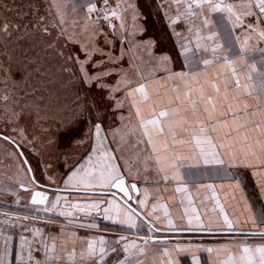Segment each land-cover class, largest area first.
<instances>
[{
    "label": "snow or ice",
    "instance_id": "snow-or-ice-1",
    "mask_svg": "<svg viewBox=\"0 0 264 264\" xmlns=\"http://www.w3.org/2000/svg\"><path fill=\"white\" fill-rule=\"evenodd\" d=\"M103 7L98 8L94 0H89L86 4H80V7H86L88 19H100L110 22V18L122 19V13L117 11L120 4L115 7L109 4V0H100ZM176 6L175 15L169 17L170 27L173 33L179 38L178 55L183 58V62L190 68L189 73L170 72L168 79L183 82V90H180L179 84H176L174 91L176 95L168 98L167 103L162 102L159 94L153 98V93L149 92L147 84H139L136 87H125L127 97L132 98L131 103L136 110L139 128V143L144 145L140 150L142 155L137 159L143 164L145 172L150 168L154 169L157 175H161L164 182L170 180L177 181L174 191L185 194L181 197V203L187 198L191 205V197L188 196L187 181L181 175V169L186 166L204 165H225V156L232 160L246 161L249 157L259 159L264 156V119L253 120L255 116L264 112V48H256L249 44L253 37L264 40V0H172ZM75 7V6H74ZM128 8H135L133 4H128ZM127 9H124L126 11ZM97 13L92 17V13ZM213 14H216L215 19ZM60 24H64V17L57 11ZM245 17H252L253 22L244 24ZM133 16V20H135ZM183 22L187 26L189 35H183L176 32V24ZM77 21H73L76 24ZM232 29L243 28L247 35L243 40L239 36L233 37ZM55 26V25H54ZM110 27L115 25L110 23ZM121 29L124 25L121 22ZM222 28L227 32V38L222 44L220 35L215 29ZM84 31H88V25L85 23ZM0 31L8 33V26L5 24L0 27ZM46 35H50L48 29H43ZM103 30H92L88 33V43L80 44L78 40H73L71 36H66V29L61 27L59 36L64 37L66 43L80 44V51L84 53L83 58L79 54L58 50L56 55L63 58L68 65L66 70L72 71L76 67L80 74V80L87 86L96 83L101 89L107 88L104 78L112 73L106 67L105 60H94L93 57L103 50L96 44L97 32ZM129 34L125 32V39ZM135 35V33H132ZM49 47H53L50 43ZM259 52V58L251 56L250 53ZM108 59H112L108 57ZM161 62L165 65L171 62V57L167 54L160 56ZM70 62V63H69ZM92 68H99L100 71L90 72L88 65ZM201 65L207 67H219L225 71L218 72L212 80L201 82L193 72ZM40 69L35 60L22 56L15 75L19 76V82L29 81L33 75ZM13 76L11 68H5L3 62H0V80L7 83ZM16 83L15 81L13 82ZM222 85V86H221ZM211 89V91H209ZM119 90V85L112 88V91ZM253 91L257 94L259 104L252 107L247 103H242L243 97H250ZM137 94L139 99L137 100ZM27 95V92H25ZM20 99L15 94L5 93L0 96V101L4 102L6 113L10 114L11 121L26 120L33 113V108L26 101L21 105ZM150 105V111L147 116L142 114L141 105ZM19 106V111H16ZM93 108L96 112L100 111L95 103ZM36 116L39 118V110L35 109ZM97 146L93 148V154L90 155L85 164H81L68 177L66 184L73 188H100L107 189V192H101L99 195L109 196L111 199L105 201L106 207L102 209L104 219L112 220L114 223L127 224L130 228H137L135 216L139 214L136 209L128 203L133 197L132 192H137V184H126L125 174L121 171L118 163H115L116 157L108 149L104 148L101 138V125L94 124ZM23 133L24 129H20ZM70 132L71 128H65ZM223 132V136L219 135ZM134 134V133H133ZM9 140V137H3ZM227 141V142H226ZM102 150V151H101ZM100 155H96L97 152ZM189 162H194L189 165ZM127 171V170H125ZM226 171V169H225ZM74 181V183H73ZM147 182V179L145 180ZM160 181H156L159 183ZM211 188V185L208 186ZM235 187L240 190L239 181H235ZM111 189L118 190L122 194L121 201H116V193ZM242 193V190H241ZM61 197L57 196L50 206L41 209L45 213H55L60 204ZM148 200V191L144 192V199L138 200L141 207L146 205ZM30 203L32 205H48L49 198L41 191H34ZM164 207V215L169 216L167 206ZM101 210V202L93 201L89 203H72L68 208L59 211L60 216L71 217L75 212L91 215L93 211ZM155 210V205L153 206ZM123 211V218H121ZM192 215H189L187 207L184 209V215L187 217L188 228H195L201 231H211L212 223L209 220L205 223L200 214L192 208ZM223 224L230 233H237L236 226L228 216L224 214ZM28 219V217H24ZM159 220V218H156ZM261 222L264 223V216H261ZM71 223V221H69ZM4 223H8L7 220ZM95 227V224L84 225L80 227ZM170 229H176L177 226L171 218H167V225ZM149 232H156L160 229L154 225H149ZM179 230V229H177ZM239 235L245 237L241 242L221 245L218 248H205L209 254H215L216 259L213 264H264V232H248L242 229ZM33 237H40L36 247H33V241L22 237L21 264H103L109 251L115 252L116 248H110L104 237L89 239L85 245L77 251L75 245L66 257L55 254V244L49 245L43 238L40 229H36ZM247 237H259L261 243H247ZM11 237L4 240L3 257L8 254V242ZM119 241H125L122 247L124 258L118 261V264H145V260L151 256L152 264H179L173 256V253L179 254L188 251L191 245H175L172 249L164 248L165 261L159 260V252L156 249H149L150 241L155 238L149 236L144 239L143 244L139 245L135 240L129 241L127 237L121 236ZM118 241V243H119ZM42 252L43 260L36 258L33 253ZM221 253H226V258L221 257ZM0 264H5L3 258H0ZM193 264H199V259L193 256Z\"/></svg>",
    "mask_w": 264,
    "mask_h": 264
},
{
    "label": "crops",
    "instance_id": "crops-1",
    "mask_svg": "<svg viewBox=\"0 0 264 264\" xmlns=\"http://www.w3.org/2000/svg\"><path fill=\"white\" fill-rule=\"evenodd\" d=\"M70 8L82 13L83 19H78L76 24L69 21L70 34L85 39L82 32L74 31L72 27L88 25V33L92 30H100L97 32L96 44L102 53H124L127 54L130 62L133 65L134 82L128 87H136L139 84H147L149 92L153 93V98L156 99V94L162 98L163 103H167L168 98L176 95L173 90L176 84H179L180 90H183V82L168 79L170 72L189 73L190 68L183 62V58L178 55V40L174 35L173 28L170 27L169 17L175 15L176 6L172 0H109V4L113 7L117 3L120 8L117 11L122 13V19L110 18V22L100 19L98 22L95 19H88L86 7H80V4H86L89 0H68ZM94 2L101 3L100 0ZM228 2H236V0H228ZM128 4H133L135 8H128ZM75 6V7H74ZM124 9H127L124 11ZM135 16V20H133ZM216 14H213L215 19ZM244 24L252 23V17H245ZM123 22V29L120 25ZM110 23L115 25V28L110 27ZM176 32L183 35H189L187 26L181 21L173 26ZM91 28V29H90ZM228 28L232 31V36H239L243 40L247 33L243 28L232 29L231 25ZM220 35V42L223 44L227 38V32L222 28L215 29ZM125 32L129 35L125 39ZM78 33V34H77ZM135 33V35H132ZM78 38V37H77ZM79 40V39H78ZM251 46L256 48H264V40L253 37L249 41ZM100 53V52H98ZM162 54H167L171 57V62L165 65L160 60ZM251 56L259 58V52L250 53ZM225 71L219 67H207L201 65L193 74L197 79L203 82L204 80H212L218 72ZM222 86V85H221ZM211 91V89H209ZM127 97V89H126ZM137 100L139 94H137ZM132 98L127 97L128 104L132 108L133 118L138 126L136 110L131 103ZM242 103H247L249 106H256L260 103L257 94L253 91L250 97H243ZM142 114L147 116L150 111V105H141ZM253 120L264 119V112L252 116ZM223 132L219 135L223 136ZM140 137V135H139ZM227 142V141H226ZM142 146V144H140ZM144 148V145H143ZM225 165H204L186 166L181 169V175L188 182V196L191 197L192 203L189 205L188 199L185 198L181 203V197L185 194L176 193L174 191L177 186V181L164 182L161 175H157L155 170L150 168L135 177L125 174L128 182H136L139 185V194L134 195L135 203L130 201L129 204L136 209L139 214L135 216V220L139 227L130 228L127 224L114 223L112 220L104 219L102 209L106 207L105 201L111 199L109 196L99 195L101 192H107V189L100 188H69V187H53L56 190L47 191L49 203L55 200L57 196L61 197L60 204L55 213L45 215L39 219L28 216V226L23 232L16 237L11 235L8 242V254L3 257L4 238H0V258H3L5 264H21L20 257L22 254V237L33 241V247L38 244L40 237H33L36 229H40L43 233V238L46 239L49 245L55 244V254L61 257H66L67 253L76 246L77 251L85 245L89 239H97L104 237L107 245L110 248H116L117 251H109L103 264H118V261L124 258L122 247L125 241H119V236L122 233H128V240H135L137 244L142 245L144 239L149 236L155 238V241H150L148 248L156 249L159 252V260L165 261L164 248L172 249L175 245H191L188 251L179 254L173 253V256L178 260L179 264H193V256L199 259V264H213L216 259L215 254H209L202 249L218 248L221 245L241 242L245 239L244 236L237 233L242 229L245 233L248 232H264V223L261 222V216H264V156L259 159L249 157L248 160H232L225 156ZM194 162H189L192 165ZM226 169V171H225ZM147 179V182L145 180ZM156 181H160L156 183ZM235 181H239L240 190L235 187ZM74 183V181H73ZM50 186L48 184H43ZM211 185V188L208 186ZM52 187V186H50ZM148 191V200L144 207L138 204V200L144 199V192ZM242 190V193H241ZM112 191V189H111ZM52 192V193H51ZM31 198V197H30ZM121 195L116 193V201L122 203ZM30 200V199H29ZM93 201L101 202V210L93 211L91 215L75 212L73 219L71 217L60 216L58 213L62 209L68 208L72 203H89ZM44 205V206H48ZM155 205V210L153 206ZM166 205L169 216L176 224V229H170L167 225V218L164 215V207ZM185 207L189 210V215H192V208L201 215L205 223L209 220L212 223L211 231H201L193 228H188L187 217L184 215ZM221 208L229 220L236 226L237 233H230L223 224V216ZM159 218L157 220L156 218ZM123 218V211H121ZM71 221V223L69 222ZM31 223L33 225H31ZM81 224L92 225L95 227H80ZM152 224L155 228L160 229L156 232H149V225ZM179 229V230H177ZM15 236V237H13ZM247 243H261L259 237H247ZM119 241V243H118ZM33 255L43 260L42 252H35ZM221 257L226 258V253H221ZM145 264H152L151 256L145 260Z\"/></svg>",
    "mask_w": 264,
    "mask_h": 264
},
{
    "label": "rangeland",
    "instance_id": "rangeland-1",
    "mask_svg": "<svg viewBox=\"0 0 264 264\" xmlns=\"http://www.w3.org/2000/svg\"><path fill=\"white\" fill-rule=\"evenodd\" d=\"M66 1L0 0V27L8 26V33L0 31V62L13 72L7 83L0 80V96L15 94L22 98L21 105L26 101L33 108L26 120L10 122V114L0 101V132L20 145L37 182L71 188L66 181L93 154L97 146L94 124L99 123L104 148L116 157L114 162L122 172L135 177L143 172V164L137 159L138 154L142 155L143 144L138 142L139 128L126 97L125 84L128 87L134 82L130 63L133 61L124 53H97L93 59L105 60V67L112 73L104 78L103 82L108 85L104 89L96 83L90 87L82 83L76 67L66 70L68 65L56 55L57 51L72 52L83 58L80 44H87L84 26L72 29L82 32L85 39L79 37L81 33L70 34L66 23L83 19V15L70 8ZM57 11L64 17L63 25ZM45 27L50 35L44 33ZM61 27L66 29V36L79 39L80 44L66 43L59 36ZM50 43L53 47H49ZM22 56L35 60L40 71L29 81L20 83L15 72ZM88 68L90 72L100 71L91 64ZM117 85L119 90L112 91ZM94 103L99 106V112L93 108ZM15 110L19 111V106ZM69 127L71 131H65ZM35 180L17 147L0 136V238L7 234L18 237L28 226L24 217L39 219L50 214L41 210L45 206L32 205L31 191L22 188V185L36 187Z\"/></svg>",
    "mask_w": 264,
    "mask_h": 264
},
{
    "label": "water",
    "instance_id": "water-1",
    "mask_svg": "<svg viewBox=\"0 0 264 264\" xmlns=\"http://www.w3.org/2000/svg\"><path fill=\"white\" fill-rule=\"evenodd\" d=\"M0 136H1V137H9V136H7V135L1 133V132H0ZM9 138H10V137H9ZM9 141H11V142L17 147V149L19 150L20 154L22 155L24 161L26 162V164H27V166H28V169L30 170L31 176H32V177L34 178V180H35V177H34V173H33L32 167H31L29 161L27 160V157H26L25 153L23 152L22 148H21L20 145H19L17 142H15L12 138H10ZM125 179H126V184H127V185H130L131 183H136V182H130V183H129L126 177H125ZM35 183H36V187H33V188H32V187H29V186H24V185H22V188H23V189H26V190L31 191V198H32V194H33L34 191H41V192H43L45 195L48 196L47 191H53V190H56L55 188L50 187V186H47V185H43V184L37 182L36 180H35ZM136 184H137V183H136ZM137 189H138L137 192H132V191L130 190V195L133 197V199L130 200V201H132L133 203H135L134 195H138V194H139V185H138V184H137ZM112 192H115V193L120 194V195L122 196V194L119 193L118 190H116V189H112ZM31 198H30V201H31ZM130 201H128V203H130ZM40 206H44V205H40Z\"/></svg>",
    "mask_w": 264,
    "mask_h": 264
},
{
    "label": "built area",
    "instance_id": "built-area-1",
    "mask_svg": "<svg viewBox=\"0 0 264 264\" xmlns=\"http://www.w3.org/2000/svg\"><path fill=\"white\" fill-rule=\"evenodd\" d=\"M96 3H97V7H98V8H102V7H103L102 3H98V2H96ZM86 12H87V8H86ZM87 15H88V13H87ZM91 15H92L93 18H95L96 15H97V13L94 12V13H92ZM121 236H123V237H127V238H128V237L130 236V234H128V233H122V234L119 236V238H120Z\"/></svg>",
    "mask_w": 264,
    "mask_h": 264
}]
</instances>
